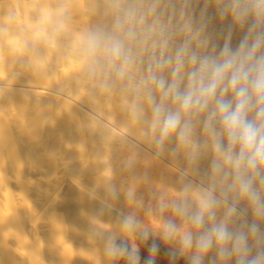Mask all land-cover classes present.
Masks as SVG:
<instances>
[{
	"label": "clouds",
	"instance_id": "clouds-1",
	"mask_svg": "<svg viewBox=\"0 0 264 264\" xmlns=\"http://www.w3.org/2000/svg\"><path fill=\"white\" fill-rule=\"evenodd\" d=\"M210 5L221 21L231 19L222 47L208 30ZM86 12L94 19L77 34L75 59L90 94L118 98L154 158L186 163L178 187L161 183L153 193L156 230L129 213L122 231L158 236L173 259L190 264H204L210 252L212 264H264V0H90ZM70 20L61 6L53 39ZM234 28L245 30L235 48ZM135 160L134 150L127 166ZM127 199L136 201L135 189ZM123 241L108 235L106 255L140 264L138 245ZM148 251L146 264H154L159 246Z\"/></svg>",
	"mask_w": 264,
	"mask_h": 264
},
{
	"label": "bare ground",
	"instance_id": "bare-ground-1",
	"mask_svg": "<svg viewBox=\"0 0 264 264\" xmlns=\"http://www.w3.org/2000/svg\"><path fill=\"white\" fill-rule=\"evenodd\" d=\"M89 2L0 0V264H109L106 237L126 241L133 234L122 231L121 216L141 218L128 190L149 201L161 183L178 187L177 169L186 167L167 153L154 158L118 98L90 94L75 59L77 34L94 19ZM63 5L71 20L53 39ZM208 15L222 47L231 19L221 21L211 5ZM244 34L233 29V48ZM207 170L200 163V174Z\"/></svg>",
	"mask_w": 264,
	"mask_h": 264
},
{
	"label": "rangeland",
	"instance_id": "rangeland-1",
	"mask_svg": "<svg viewBox=\"0 0 264 264\" xmlns=\"http://www.w3.org/2000/svg\"><path fill=\"white\" fill-rule=\"evenodd\" d=\"M231 46H232V44H231ZM200 163H201V165H203V167L205 169H209V167H210V160L209 159H207V158L203 159ZM154 192L155 191L153 190V192L151 194L152 197H150L152 199L147 198V200H149V201H142L143 203H138L139 199L136 198V200H138L137 204L140 207V208H138V215L141 214L139 216L141 218H138V219L142 223H143L142 220H144V223H145V224L143 223L144 226L149 227V228H152V225L156 224V223H152V222H156V221H158V219H160V217H158L157 214L154 211L153 212L148 211L150 205H155V201H154V198H153V193ZM145 197H148V196H145V195L142 196L141 195L142 200H144ZM141 198H140V200H141ZM148 202H150V203L148 204ZM143 214H144V216H143ZM147 219H148V221H147ZM150 223H152V224L150 225ZM132 236H127L126 241H123V242L128 243L129 246L131 244L138 245V247H139V255H140V264H146V261L149 259V256H150L148 248L153 243H156L159 246V252L156 254V257H155V260H154V264H190L189 260L186 257L176 256V258L173 259L170 256V252L172 251V246L169 245V244L164 243L163 240L161 238H159L158 236L150 237L147 241L140 240L139 237H138V234H133ZM132 238H134V239H132ZM118 242H121V241L118 240ZM110 260H111V262L109 264H118L122 259H112V258H110ZM212 260H213V257L209 253L208 256L205 257L204 264H212Z\"/></svg>",
	"mask_w": 264,
	"mask_h": 264
},
{
	"label": "crops",
	"instance_id": "crops-1",
	"mask_svg": "<svg viewBox=\"0 0 264 264\" xmlns=\"http://www.w3.org/2000/svg\"><path fill=\"white\" fill-rule=\"evenodd\" d=\"M118 264H126V261L122 259Z\"/></svg>",
	"mask_w": 264,
	"mask_h": 264
}]
</instances>
